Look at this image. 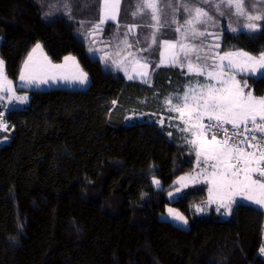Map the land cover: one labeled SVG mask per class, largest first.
<instances>
[{
    "label": "trees",
    "instance_id": "trees-1",
    "mask_svg": "<svg viewBox=\"0 0 264 264\" xmlns=\"http://www.w3.org/2000/svg\"><path fill=\"white\" fill-rule=\"evenodd\" d=\"M68 2L71 19L64 0H0V57L9 79L37 42L52 62L74 55L89 78L85 89L27 90L28 102L0 128V264H264L260 208L236 203L226 219L213 209L198 214L206 192L191 187L173 202L189 226L159 219L174 179L195 157L168 102L191 79L185 63L161 64L157 46L135 33L147 79L103 67L95 54L113 48L118 26L150 30L144 17L132 16L137 0H121L116 24L91 35L98 0ZM181 2L173 0L177 11L167 9L160 30L173 17L183 23ZM229 49L264 52V30L224 31L220 50ZM237 77L264 97V78Z\"/></svg>",
    "mask_w": 264,
    "mask_h": 264
},
{
    "label": "snow or ice",
    "instance_id": "snow-or-ice-1",
    "mask_svg": "<svg viewBox=\"0 0 264 264\" xmlns=\"http://www.w3.org/2000/svg\"><path fill=\"white\" fill-rule=\"evenodd\" d=\"M98 2L101 4V15L99 23L92 26L90 35L101 29L106 22L116 20L120 10L121 0H98ZM196 2L206 7H193L187 2L181 4L183 10L189 13L184 24L190 29L192 38L215 35L197 30L198 25L206 26L209 22L213 27L216 26L218 21L209 14L213 10L220 16H224V9H227L231 15L243 17L246 23L242 25V28L247 29L249 33L264 30V0H196ZM63 7L67 9L69 19H71L72 5L68 0H64ZM167 9H172L173 15L175 14L177 8L174 6L173 0H137L132 16L149 18L150 14V20L155 23L142 26L154 29L153 44L162 43L165 48H175L176 43L167 40L160 42L156 37V32L163 26L161 16L167 17ZM172 23H176L175 19ZM135 28V24L128 27L123 43L127 44L128 33L133 32ZM180 30V28L176 29L177 32ZM228 30L237 32L238 28L232 27L230 24ZM216 39L219 37L216 36ZM128 46L131 47V45ZM180 46L185 59H188L191 53L199 51L197 48H188L183 44ZM216 47H219V44ZM88 51L92 52V49L89 48ZM37 53H39V59ZM165 54V51L160 52L161 64L164 63ZM207 58L209 57L204 59ZM64 59L65 62L69 60L75 62V57H65ZM196 59L199 61L201 57L197 55ZM212 59L215 58L212 57ZM219 60L221 63L214 64V71L208 72V77L216 80L219 87L213 84L201 85L199 92L195 88H189L183 97L178 95L175 97L178 102L182 101V104H178L172 110L180 113V119L186 125L182 131L191 132L193 138L187 139L186 143L195 149L198 160L203 157L206 163L215 161L211 164L213 169L211 177H205L211 185L209 203L214 202V192H224L231 196H244L248 201L264 206V97L257 98L252 91L245 92L248 87L247 81L241 83L236 79L237 72L250 73L264 78V52L255 56L245 51H230L219 56ZM224 61H227V64H224ZM172 62L181 63L175 55H173ZM63 67L65 65L53 64L44 55L41 44L37 42L23 62L19 80L25 85L47 84L50 80L55 83L57 79L55 70ZM76 67L79 69L78 64ZM140 67L143 71L137 72V75L146 79L149 75L148 66L145 63ZM188 71H196L199 75L203 72V68L194 69L192 63L189 62ZM41 73H45L43 77H41ZM133 78V76H129V79ZM60 79H71L84 84L87 81V74L80 71L71 77L61 76ZM10 84L11 81L8 80L6 72V61L0 59V92L6 93L9 101L19 100L23 103L29 99L27 95H14L11 87H6ZM171 99L170 97L169 104H171ZM185 115H187V119H184ZM3 117L4 113L0 112V128L7 127L3 122ZM205 117L209 121L207 125L203 123ZM225 124H231L234 130L230 135L228 129L223 128ZM241 128H243V132L239 131ZM214 129H222L224 138L217 139L218 132H214L211 140L205 139V133ZM245 149H251V151H245ZM253 173H256L258 178L254 179ZM186 179H191L193 183L197 182L196 177H181L182 187L188 186L183 183ZM153 183L159 184L160 182L154 180ZM180 191V189H176L177 193ZM172 195L173 193L170 192L169 196ZM231 203L234 201L230 199L229 204L225 206L228 207ZM197 211H203V209L198 207ZM169 214L174 219L187 224V220L179 213H173L169 209ZM260 251L264 253V247Z\"/></svg>",
    "mask_w": 264,
    "mask_h": 264
},
{
    "label": "rangeland",
    "instance_id": "rangeland-1",
    "mask_svg": "<svg viewBox=\"0 0 264 264\" xmlns=\"http://www.w3.org/2000/svg\"><path fill=\"white\" fill-rule=\"evenodd\" d=\"M177 1H180V0H177ZM181 1L182 2L180 4H178V6L179 5L181 6V4L184 2H187L190 5H192L193 7H196V6L204 7V5H202V4H197V2H195V0H181ZM100 6H101V4H100ZM134 10H135V8H134ZM181 13H183V15H182L183 16L182 17L183 23H178L177 20L175 19V17L172 16L173 19H175L176 23L171 22L170 27H167V29L159 30L158 32H156V37H157L158 41L163 42L164 40H167L169 42L176 43L175 48H165L162 43L153 44V42H152V33L154 31L153 28H150V30H147V31L141 30L139 32H137V30L135 29L133 32L128 33L127 44L123 43V41L125 39L124 34H125V32L128 31V27L132 25L130 23L127 25H122L121 28L118 27V29H116L119 33V40L117 41V43L114 44V46L111 50H108V52H105L102 54L96 53L95 55H97V57H99L101 59L103 67H106V64L110 63L111 65H113V67L115 69L120 70L127 79H129V76H133L134 77L133 79H138V80L144 79L141 76L137 75V72H142L143 69L140 67V65L146 63L148 66L147 71L149 73V64L144 60L141 61L140 59L136 58L135 54H137V52H136V50H133V48L136 49L139 47V45H138L139 43L137 42L138 39L137 38L135 39V33L138 34L139 36H142V37H143V34L145 33L144 38L148 42V45L157 46V48L159 50L158 55H159L160 62H161L160 52L165 51L166 54L164 57V63L163 64H168V63L172 62L173 55H175V57L178 61H180L181 63H185V65L187 67V72L190 75L191 79H190V81H188V83L186 82L183 84V91L180 94H177L178 96L183 97L184 93L186 91H188L189 88H195L197 90V92H199L201 85L213 84V85H216L217 87H219V84L217 83L216 80H213L210 77H208V72L214 71V64L221 63L219 60V56H222L225 52H230V51H245L243 49H229V50L221 51L220 48H221V43H222V39H223V32L224 31H230V30H228V27L230 24L232 25V27H237L238 29H240L242 31H248L247 29L242 28V25L244 23H246V20L243 17H237L234 15H231L228 11L225 13L224 16H220L219 14H215V13H212V14L209 13L210 15L213 16V18L216 21H218L216 26L213 27L211 22H209V24L206 26L205 25H198L197 30L205 32L206 34L207 33H213L215 35H205V36H198V37L192 38L190 29H188V26H186L184 24L185 20H187L189 17V13L184 11L183 8L181 9ZM100 15L101 14L99 11V17H100ZM117 19H118V16H117ZM117 19L112 20L110 22H115V24H116ZM149 23H155V22L150 20V14H149V18H144V25L149 24ZM223 27L226 30H222ZM147 28H149V27H147ZM161 28H164V27L162 26ZM177 28H180L181 30L179 32H177L176 31ZM159 33H161V34L163 33L162 38H160V39H159V36H160ZM216 36H218L219 39H216ZM177 42H179V43H177ZM181 44H183L184 46H186L188 48H197L199 51L191 53L190 57L188 59H185L184 53H183L181 46H180ZM217 44H219V47H216ZM34 45H36V43ZM128 45H131V47H129ZM115 49H117V50H115ZM245 52H247V51H245ZM43 53H44V55L47 56L44 49H43ZM259 54L260 53L252 54V55L258 56ZM36 55H37V58L39 59L40 58L39 53H37ZM197 55H199L201 57V59L199 61L196 59ZM69 56L75 57L74 55H71V54ZM205 57H209V58L204 59ZM212 57H214L215 59H212ZM0 59H1V57H0ZM135 59L138 61H135ZM75 62H76V64L79 65V63L77 62L76 59H75ZM189 62L192 63L194 69L203 68V72L199 75L197 74L196 71L189 72L188 71ZM52 63L57 64V62H52ZM223 63L227 64V61H224ZM58 65H59V63H58ZM63 69L64 68H61L59 70H55V73L57 76L55 83H53L50 80L49 83H47V84L26 85V86H29L30 88H33V89H35V88L45 89V88L50 87L51 85H55V87H57L58 85H60L59 83H66L68 85L70 84L74 87H77V89H85L88 86V83H89L88 75H87V81L84 84H80L78 81H73L71 79H68V80L60 79L61 76L71 77L75 74H78V72H80V71H82L83 73H86L81 68L80 65H79V69H77V67L71 69L70 64H68V67L65 68L64 70ZM240 73L241 72L236 73V79L241 81V83H243L244 80H240L237 77V74H240ZM44 74L45 73H41L40 74L41 77H43ZM48 74H51V73H48ZM244 74H249L252 76H259V75H253L250 73H244ZM19 76L14 81L8 78V80L11 81V84L6 85V87H11L13 94L16 96H25V95L28 96V93H25V95H24V93H19L17 91V86L19 87L23 84L19 80ZM56 83H58V84H56ZM0 95L8 97V95L4 92H0ZM189 95H191V93H189ZM28 98H29V96H28ZM27 102H28V100L23 102V103H27ZM178 104H182V101L178 102L176 100V98L172 99L171 104H170L171 110L174 107H176ZM174 112L177 113V118L183 122V128L186 127V125L184 124V121L182 119H180V113L177 111H174ZM184 119H187V115H185ZM206 119H207V117L204 118V120H206ZM186 134H189V132H186ZM204 138L211 140V137H208L206 134H205ZM190 139H192V138H190ZM212 163H215V161H208L206 163L204 161L203 157H201L198 160V158L196 156V152H195V157L193 159L192 167L188 171L177 176L174 179L173 183L175 184V187H173L172 189H170L168 191L167 197H168L169 203H167L165 205L164 211L159 214V219L170 221L172 224L179 226V227H182V228H187L189 226V221H188L187 216L183 212H181L173 202L177 201L182 196L184 191L187 190L188 188H191V187H201V188H204L205 192H206L205 199L202 202L197 203L195 205V212L198 214L207 213L210 209H213L219 215L220 218L226 219L229 217L231 210L236 203H244L247 205H251V206L262 209L264 212V206L256 205L255 203L248 201L244 196H231L230 194L224 193V192H221L220 195H218V193L214 192L213 193L214 202L209 203V188L211 187V185L207 182L205 177H209V178L211 177V173L213 171V169L211 167ZM181 177H189V178L190 177H196L197 182L193 183L191 179H186L183 181V183L187 184L188 186L182 187V183L180 181ZM256 178H258V175H255V179ZM154 180H158L160 183L159 184L153 183ZM150 181H151L152 186L155 189L160 188L161 181L157 177H152L150 179ZM176 189H180L181 191L179 193H177ZM170 192L173 193L172 196H169ZM230 199L232 201H234V203H231L230 206L226 207L225 205L229 204ZM198 207L202 208L203 211L198 212L197 211ZM169 209H171L173 211V213H179L180 215H182L184 217V219L187 220V224H184L182 221L174 219V217L169 214ZM260 249H259V255L264 260V253H261Z\"/></svg>",
    "mask_w": 264,
    "mask_h": 264
},
{
    "label": "built area",
    "instance_id": "built-area-1",
    "mask_svg": "<svg viewBox=\"0 0 264 264\" xmlns=\"http://www.w3.org/2000/svg\"><path fill=\"white\" fill-rule=\"evenodd\" d=\"M6 105H7V107H6ZM20 107H21V104L19 102L15 101V100L9 101V100H6V99H3L0 97V112L4 113L3 122L7 125V127H9L12 124V121L9 117L10 113L15 111V110L20 109ZM203 123L205 125H207L209 123V121L206 119L203 121ZM249 126H251V125H249ZM223 128L228 129L229 135L234 131L231 124H225V125H223ZM239 131L243 132L244 130H243V128H241ZM214 132H218L217 139H223L224 138V132L222 129H220V130L214 129L212 131L206 132L205 134L208 137H212ZM248 150L251 151V149H248Z\"/></svg>",
    "mask_w": 264,
    "mask_h": 264
},
{
    "label": "crops",
    "instance_id": "crops-1",
    "mask_svg": "<svg viewBox=\"0 0 264 264\" xmlns=\"http://www.w3.org/2000/svg\"><path fill=\"white\" fill-rule=\"evenodd\" d=\"M100 14H101V6H100ZM35 46V45H34ZM34 46H32V48L28 51V53H27V55H26V57L24 58V60L28 57V54L31 52V50L33 49V47ZM65 57H70L69 55H65L59 62H57V64L59 63V65H65V67H63L64 69L65 68H67L68 67V64H70V68L72 69V68H75L76 67V62H73L72 60H69V61H67V62H65ZM76 59V58H75ZM24 60H23V62H24ZM135 61H138V60H136L135 59ZM23 62H22V65H21V67L23 66ZM135 63V62H134ZM170 63H173V62H170ZM21 69V68H20ZM63 69V70H64ZM20 75V71H19V74H18V76ZM147 79V78H146ZM145 78L144 79H136V80H138V81H145L146 80ZM14 81V80H13ZM56 84H58V83H56ZM60 85H58L57 87H67V88H76L77 89V87H74V86H72V85H68V84H66V83H59ZM50 87H55V85H51ZM29 89H33V88H30L29 86H26V85H24V84H22L21 86H17V91L19 92V93H24V95H25V93H28V91L27 90H29ZM247 91H252L251 90V88H250V86L248 85V87L245 89V92H247ZM28 96H29V94H28ZM0 97L1 98H3V99H6V100H8V97L7 96H1L0 95ZM255 97H257V96H255ZM257 98H260V97H257ZM15 101H17V102H19L21 105H23V104H26V103H21L19 100H15ZM190 138H193L192 137V135H191V132H189V134H188V139H190ZM209 140V139H208ZM194 149V148H193ZM194 151H195V149H194ZM245 151H250V150H248V149H245ZM196 152V151H195ZM255 175H257L256 173H253V178L255 179ZM218 195H220V193H218Z\"/></svg>",
    "mask_w": 264,
    "mask_h": 264
}]
</instances>
